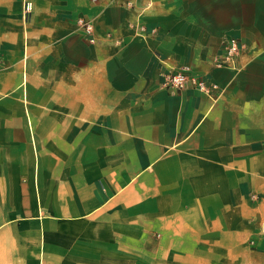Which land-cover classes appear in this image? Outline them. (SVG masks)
<instances>
[{"label":"crops","instance_id":"crops-1","mask_svg":"<svg viewBox=\"0 0 264 264\" xmlns=\"http://www.w3.org/2000/svg\"><path fill=\"white\" fill-rule=\"evenodd\" d=\"M30 1L0 0V264H264V0Z\"/></svg>","mask_w":264,"mask_h":264},{"label":"built area","instance_id":"built-area-1","mask_svg":"<svg viewBox=\"0 0 264 264\" xmlns=\"http://www.w3.org/2000/svg\"><path fill=\"white\" fill-rule=\"evenodd\" d=\"M32 3L30 0H23L22 13L26 19L31 13ZM77 22L82 26L84 32L92 35L93 26L89 20L83 16L77 18ZM90 41H94V37H90ZM239 51V41L235 37H230L221 54L213 57V61L217 66L233 67L235 63V56ZM4 67L0 59V69ZM163 85L170 90H181L185 87H192L208 96H212L215 89L218 88L216 82H209L206 78L194 72L188 65H183L178 69L170 68L164 73Z\"/></svg>","mask_w":264,"mask_h":264},{"label":"rangeland","instance_id":"rangeland-1","mask_svg":"<svg viewBox=\"0 0 264 264\" xmlns=\"http://www.w3.org/2000/svg\"><path fill=\"white\" fill-rule=\"evenodd\" d=\"M189 66V65H188ZM191 67V66H190Z\"/></svg>","mask_w":264,"mask_h":264}]
</instances>
